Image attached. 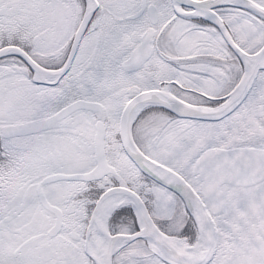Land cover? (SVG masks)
<instances>
[{
  "label": "snow or ice",
  "instance_id": "obj_1",
  "mask_svg": "<svg viewBox=\"0 0 264 264\" xmlns=\"http://www.w3.org/2000/svg\"><path fill=\"white\" fill-rule=\"evenodd\" d=\"M0 264H264V0H0Z\"/></svg>",
  "mask_w": 264,
  "mask_h": 264
}]
</instances>
